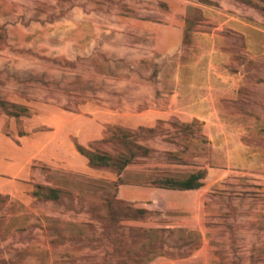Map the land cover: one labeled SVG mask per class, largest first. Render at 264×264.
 <instances>
[{"label":"rangeland","instance_id":"1","mask_svg":"<svg viewBox=\"0 0 264 264\" xmlns=\"http://www.w3.org/2000/svg\"><path fill=\"white\" fill-rule=\"evenodd\" d=\"M169 1L174 3L0 0V26H11L15 37L7 36L8 44L18 49L11 42L19 26L26 28L20 44L36 55L0 52V98L29 110L16 120L0 109V264H147L165 255L182 264L179 209L162 196L132 189L184 179L208 165L230 166L206 199L208 227L227 218V210L228 221L243 228V259L236 264L248 262L252 244L264 256V0ZM170 4L186 5L187 62L206 64L200 50L213 46L211 64L235 76L250 94L243 91L235 106L222 105L228 118L211 122L213 136L199 121L184 127L140 115L145 106L131 101L134 90L146 98L152 65L142 63L138 72L125 59L98 52L103 32L121 33L120 45L130 43L125 35L133 20L164 15ZM193 32L212 37L192 40ZM246 109L250 114L242 112ZM120 130L130 132L134 154L121 187L115 169L90 168L76 150L127 154L122 143L110 140ZM39 186L58 189L59 199L36 198ZM219 236L224 243L218 264H230L228 239L222 231Z\"/></svg>","mask_w":264,"mask_h":264},{"label":"crops","instance_id":"2","mask_svg":"<svg viewBox=\"0 0 264 264\" xmlns=\"http://www.w3.org/2000/svg\"><path fill=\"white\" fill-rule=\"evenodd\" d=\"M169 3H174L170 2ZM179 2V0H174ZM181 3V2H180ZM168 13L158 17L141 18L133 20L129 24L130 34L125 35V39L130 43L120 45V41L124 37L123 34L116 32L110 33L109 36L105 32L100 35L99 53L105 56L111 54L126 62L132 64L136 69L142 63L152 65L147 80L149 86L146 98L139 95L134 90V95L131 101L136 108H146V111L140 113L149 121H178L190 124L194 121L205 123L204 129L209 133L206 135L213 136L211 133V122H218L228 118V114L222 105L235 106L242 97L243 91L250 96L248 89L244 84H240L235 76H224L226 70H221V67L211 64V52L213 46L207 50H200L201 54L209 59L206 64H189L186 52L184 51V29L186 27L184 19V11L186 5L169 6ZM7 28L8 38L13 37V31L9 25ZM37 31L36 27L33 28ZM24 30V32H23ZM18 27V37L16 44L18 49L24 48L27 45L20 43L27 38L26 28ZM42 35L36 34L31 39H39ZM209 34H199L193 32L190 39H204L210 41ZM124 39V38H123ZM90 41V40H89ZM88 41V44L91 43ZM93 48L96 46L95 41L92 42ZM95 45V46H94ZM122 46V47H120ZM209 46V45H208ZM197 48V47H196ZM192 48V50L196 49ZM2 52V51H0ZM132 67V68H133ZM139 72V69H137ZM236 80V81H235ZM137 89L136 84H133ZM245 94V93H244ZM252 98H246L245 104L250 105ZM221 105V106H220ZM244 114H250V111L242 110ZM235 115V113H234ZM152 127V126H151ZM230 166H210L205 170V176L201 179V187L195 190L174 191L151 187L149 189H141L139 187L132 189L138 195L162 196V198L172 206H176L179 210L181 218L180 231L184 232V245L186 250L182 256V264H218L220 245L224 243L220 239V231L226 235L228 251L226 252V260L230 264H236L234 260L237 258L243 259L240 254L239 225H234L227 218L221 219L220 224L215 220V227H208L205 212L206 199L210 189L216 184L225 179L229 173ZM125 183L122 185L124 186ZM121 187V185H120ZM1 193V190H0ZM214 198V196H211ZM213 217V216H212ZM214 221V220H213ZM223 221V222H222ZM217 223V224H216ZM223 225H222V224ZM212 228V229H210ZM242 232V231H241ZM258 233V231H256ZM260 233V232H259ZM257 245L250 246L248 262L243 260L242 264H260L264 260V256L255 253ZM177 262L169 256H159L149 261L147 264H176Z\"/></svg>","mask_w":264,"mask_h":264},{"label":"trees","instance_id":"3","mask_svg":"<svg viewBox=\"0 0 264 264\" xmlns=\"http://www.w3.org/2000/svg\"><path fill=\"white\" fill-rule=\"evenodd\" d=\"M4 49H10L13 52L19 54H33L31 51L23 50V49H14L7 42V32L4 26H0V51ZM0 109L5 113V115L15 118L18 120L21 116H26L29 110L20 105H16L13 103H8L0 98ZM176 122V121H175ZM184 125V127H188L187 123H180ZM152 130H148L151 132ZM130 132H126V130H120L119 133H112L110 136V140L114 143L120 142L124 145V147L128 150L127 154H119L117 156H113L108 154L107 152H101L99 150H86L81 146H76L77 152L85 157L87 160V165L90 168L99 169V168H113L116 170L118 174L117 183L118 186L123 185L125 182L121 180L120 176L123 170L132 163V159L134 154L130 151V147L132 144L128 142V134ZM102 143L108 142V140L100 141ZM144 152L147 149H143ZM147 153V152H146ZM205 176V172L198 170L189 174L184 179H175V178H164L160 180H153L150 185L154 188L166 189V190H174V191H187V190H195L201 187V179ZM60 191L55 188H47L43 189L41 186L37 187L33 195L38 199L43 200H58ZM1 199V197H0ZM121 200V199H120ZM143 212L144 210H140Z\"/></svg>","mask_w":264,"mask_h":264}]
</instances>
